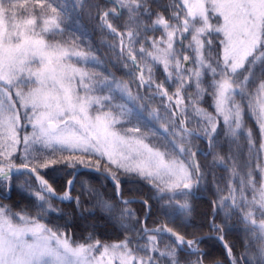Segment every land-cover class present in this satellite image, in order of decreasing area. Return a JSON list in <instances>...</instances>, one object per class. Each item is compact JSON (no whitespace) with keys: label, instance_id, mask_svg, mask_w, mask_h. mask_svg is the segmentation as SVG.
Listing matches in <instances>:
<instances>
[{"label":"snow or ice","instance_id":"obj_1","mask_svg":"<svg viewBox=\"0 0 264 264\" xmlns=\"http://www.w3.org/2000/svg\"><path fill=\"white\" fill-rule=\"evenodd\" d=\"M114 2L116 7L100 19L110 34L121 37L119 55L138 72L130 73L131 82L88 70V64L100 62L71 35L66 3L0 0V188L10 191L14 173H21L28 177L25 183L36 201L34 215L0 205V264H205L208 253L199 245L213 237L194 233L187 239L166 225L149 229L146 218L141 221L127 207L137 201L122 197L120 181H147L157 198L165 201L161 207L173 210L167 215L190 216L191 204L176 197L191 195L206 179L191 138H200L202 132L209 144L205 155L212 154L222 146L221 122L229 150L226 156L214 155L213 163L223 166L230 179L228 195L213 202L214 212L224 211V223L213 221L210 227L223 233L228 218L238 212L246 233L245 251L237 255L224 243L227 264H264V165L259 162L264 154V0H171L163 5L151 0L169 10L167 16L154 13L150 0ZM118 9L127 10L126 28L135 25L125 33H118L108 21L110 15L120 14ZM149 31L162 34L143 35ZM138 43L141 46L134 48ZM153 65H162L164 82L155 81ZM130 83L154 91L147 97L133 95ZM165 83L175 85V91L169 94ZM117 96L124 102H116ZM157 96L167 102L162 104L163 114L153 108L145 116L146 104L137 101ZM205 96L212 101L211 112L200 106ZM246 111L258 126V146L252 129L245 128ZM191 117L201 123V131L187 127ZM161 119L168 123L157 129L154 122ZM161 135L164 142H159ZM241 137L247 146L243 160ZM80 166L103 171L113 182L118 201L125 206L118 213L116 205L95 189L85 186L84 190L97 197V206L119 224L123 239L102 241L89 232L77 241L60 226L41 222L57 211L53 198L80 207V196L71 195ZM60 169H70L72 178L66 181L64 193L57 195L41 172ZM140 202L148 209L147 217L151 206L147 200ZM164 234L172 242L161 249L158 236ZM214 238L224 240L223 235ZM254 242L259 243L253 252ZM211 264L225 260L213 259Z\"/></svg>","mask_w":264,"mask_h":264},{"label":"trees","instance_id":"obj_2","mask_svg":"<svg viewBox=\"0 0 264 264\" xmlns=\"http://www.w3.org/2000/svg\"><path fill=\"white\" fill-rule=\"evenodd\" d=\"M62 3H66L69 9V19L67 25H70V32L73 38H79L81 43L80 47L89 51L91 54L95 55L97 60L100 62L99 66L95 64H88V70L102 73L103 75L111 74L117 80L124 82L133 81L134 77L130 75L132 72H136V69L130 64L124 57L119 55L121 48V38L118 35H112L109 33L107 28L102 27V21L100 16L103 12L116 7L114 0H61ZM171 0H159V5L168 4ZM73 4L76 5L75 10H73ZM156 3H152L150 0V6L153 12H161L165 16L169 14V10ZM118 16L114 17L110 15L108 21L117 29V32L125 33L126 31L135 27L134 24H129L125 27V23L128 20L127 10L118 9ZM142 19L151 24V20L147 17H142ZM152 19H155L153 15ZM162 33L160 31L152 32L149 31L146 34L148 37H159ZM67 35V33H66ZM143 42V41H142ZM125 45L128 43L126 36L124 37ZM114 45L115 47H110ZM141 45L138 43L134 45V48L138 49ZM148 50H151L150 45H145ZM101 53L105 56L102 57ZM140 63L143 64L145 61L137 55ZM151 64V61H148ZM127 65V67L125 66ZM154 79L157 83L165 81V73L163 71L162 65H153ZM137 73V72H136ZM165 87L168 89L169 94L175 91V85L169 86L165 83ZM130 88L135 95L139 92L142 96L147 97L149 93L153 92L154 89L138 88L135 83H130ZM189 91H192L189 89ZM98 95H105L106 92H99ZM239 99V97H237ZM118 103H123L124 101L119 99L117 96ZM187 97L185 98V103L187 104ZM166 101H162L159 96L154 100H138L137 104H146V110L144 112L145 116L149 115L151 109H159L163 114L162 104ZM211 99L208 96L204 97L203 102L200 104L201 107L208 109V111H213L211 107ZM189 115L191 116V110L189 108ZM245 128H251L253 131L254 139L259 145V129L255 122V118L250 115L247 111L244 116ZM157 129H162L168 121L161 119L158 122H154ZM192 129L201 131V123L195 117H191L190 122L187 124ZM219 141L222 145L221 147L215 149L212 154L205 155L209 153V144L203 137L197 138L195 135L191 138L193 151L197 149H202L206 153L197 151L196 159L201 165V169L206 175V179L201 182L199 188L194 189L193 193L187 197H176L181 203L186 199L192 206V212L190 216H184L181 214H176L174 216H169L166 213L172 212V209H163L161 207L165 201H161L157 198L155 189L150 186L147 181L138 180L135 178H121V195L124 198L137 197L142 200H137L136 203H131L127 205L136 211L137 216L143 221L145 218V213L147 212L146 206L140 201L147 200L151 205L150 215L146 218V226L155 227L157 225L163 224L174 229L186 238H192L193 234L201 236H211L212 239H206L199 246L204 249L208 256L205 257V262L211 264L213 259H221L226 261V252L223 243L215 239L210 225L214 221L216 224H223L225 220L224 211L216 210L214 212V201L219 202V198L228 195V182L230 179L229 172L218 163H213L214 155L217 153L221 156H226L229 150V144L224 139L223 136V124L221 122L218 128ZM202 134V132H201ZM203 135V134H202ZM157 141H153L156 143ZM159 142H164L163 136L161 135V140ZM239 143L243 146V151L240 153V159L245 158L247 152L246 140L241 137ZM67 155V153H65ZM95 160L96 157H91ZM264 165V154H261L260 161ZM19 164L21 161L16 160ZM103 164V161L101 162ZM229 167H231V162ZM70 169H60V170H47L42 171L41 174L45 176L48 181L54 186L58 193H63L66 190V181L71 179ZM259 173L256 174V180L259 183ZM28 177L19 173L13 175V184L10 191H5L0 188V205H11L13 211L19 212L22 209H27L30 214H35V209L33 205L36 203L33 196L29 195V189L26 186V181ZM33 185L36 181L33 179L31 181ZM257 183V185H258ZM95 189L99 196L103 199L116 205L115 213L124 205H121L118 201L116 195V188L113 182L106 176L91 172L88 170L81 171L75 178V186L71 191L73 197L80 196V207L78 208L74 201H60L59 199L53 198L52 204L57 211L50 212L46 219L42 220V223L47 224L49 227L60 226L61 229L72 235L74 240L81 241L89 232L94 233L95 237L102 241H116L123 239V230L119 224L113 223L109 219L106 211L97 206V197L90 196L84 187ZM219 189V191H218ZM249 199L251 198V193L248 194ZM259 220V216H257ZM139 227V225H137ZM244 225L241 222L240 215L238 212H234L230 218L227 220V226L224 229L225 240L228 242L229 246H232L233 252L237 255L245 251L244 243L246 239V233L242 230ZM130 235H134L129 233ZM150 235H156V233H149ZM158 241L160 242V247L163 249L165 244L171 243L169 236L164 234L162 237L158 236ZM144 243V241H140ZM259 242H254L251 251H255V244ZM138 255H144V253H138ZM184 253L181 252V257L183 258ZM195 257H193L194 259Z\"/></svg>","mask_w":264,"mask_h":264},{"label":"rangeland","instance_id":"obj_3","mask_svg":"<svg viewBox=\"0 0 264 264\" xmlns=\"http://www.w3.org/2000/svg\"><path fill=\"white\" fill-rule=\"evenodd\" d=\"M139 48V47H138ZM83 49V48H82ZM84 51H85V49H84ZM127 55V53L125 52V56ZM101 56L102 57H105L102 53H101ZM138 59V58H137ZM138 61L140 62V60L138 59ZM130 64H131V62L130 61H128ZM137 75H138V72L136 73ZM144 90H145V88H144ZM167 103V102H166ZM27 132L28 133H30L31 132V127L29 126L28 128H27ZM20 135L21 136H23L24 135V132H21L20 133ZM206 140H207V138H206ZM21 150H22V146H21ZM259 178H260V176H259ZM260 181V180H259ZM257 187H259V183H258V185H257ZM60 195H62V194H60ZM148 211V210H147ZM259 219H261V217H259ZM159 227V226H158ZM205 264H210V263H206L205 262Z\"/></svg>","mask_w":264,"mask_h":264},{"label":"water","instance_id":"obj_4","mask_svg":"<svg viewBox=\"0 0 264 264\" xmlns=\"http://www.w3.org/2000/svg\"><path fill=\"white\" fill-rule=\"evenodd\" d=\"M82 170H92V171H95L94 169L85 168V167H79V168L76 169V174H77L79 171H82ZM96 172H97V171H96ZM100 172H102V171H100ZM102 173H104V172H102ZM104 174H105V173H104ZM105 175H106V174H105ZM132 199H135V198H132ZM223 242L226 243L225 240H223Z\"/></svg>","mask_w":264,"mask_h":264}]
</instances>
